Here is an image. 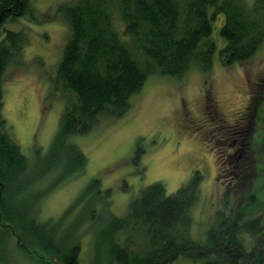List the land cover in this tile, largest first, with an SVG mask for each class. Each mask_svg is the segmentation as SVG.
Returning a JSON list of instances; mask_svg holds the SVG:
<instances>
[{
	"label": "trees",
	"instance_id": "1",
	"mask_svg": "<svg viewBox=\"0 0 264 264\" xmlns=\"http://www.w3.org/2000/svg\"><path fill=\"white\" fill-rule=\"evenodd\" d=\"M29 10L30 0H0V75L26 43L21 32L1 36L4 22ZM60 10L71 33L53 83L63 91L65 106L44 162L38 153L28 156L11 134L0 91L1 248L15 233L23 247L36 243L49 248L61 264H80L82 237L92 228L96 254L109 248L95 264H172L181 257L202 264H264V219L259 214L264 208V156L255 158L257 179L250 175V197L229 191L227 208L220 210L205 240L194 238L191 230L192 208L201 195L199 171L173 193L159 181L146 186L126 215L108 214L105 226L97 225L98 219L85 232L75 228L78 223L65 232L63 219H41L43 195L87 167L89 158L74 136L125 115L132 95L153 74L180 77L193 65L211 69L217 50L213 28L221 13L222 63L252 58L264 42V0H76ZM257 151L264 154L262 148ZM142 153L138 147L136 161ZM99 182L95 179L92 186Z\"/></svg>",
	"mask_w": 264,
	"mask_h": 264
},
{
	"label": "rangeland",
	"instance_id": "2",
	"mask_svg": "<svg viewBox=\"0 0 264 264\" xmlns=\"http://www.w3.org/2000/svg\"><path fill=\"white\" fill-rule=\"evenodd\" d=\"M75 1L30 0V10L8 18L1 33L21 32L26 38L21 53L0 75L3 114L22 149L32 157L38 153L43 162L49 157L65 106L63 91L53 83L70 36L60 7ZM224 20L221 13L214 23L212 35L217 50L211 69L193 65L180 77L153 74L132 95L131 108L125 115L107 118L91 131L73 137L89 158L87 167L43 195L42 220L60 223L63 219L65 232L67 226L77 223L75 228L85 232L98 219L101 221L97 225L105 226L110 221L108 214L126 215L132 200L146 186L159 181L173 193L199 171L203 176L201 195L192 208L191 230L194 238L206 239L208 230L218 221V210L228 205L222 198L223 185L233 183L226 157L218 156L230 137L226 129L232 130L234 123L242 129L247 126L252 109L255 134L260 136L264 126V42L249 60L223 64L220 51L226 41L220 30ZM217 126L224 127L216 130ZM138 147L143 153L136 161ZM219 170L225 172L217 177ZM95 179L100 182L92 186ZM245 181L239 185L234 182L236 189L245 188ZM229 201L234 203L233 199ZM90 231L82 237L80 264H95L108 254L107 246L96 254L95 233L92 228ZM4 240L0 264H61L49 248L36 243L21 246L15 233ZM172 264H202V260L181 257Z\"/></svg>",
	"mask_w": 264,
	"mask_h": 264
},
{
	"label": "flooded vegetation",
	"instance_id": "3",
	"mask_svg": "<svg viewBox=\"0 0 264 264\" xmlns=\"http://www.w3.org/2000/svg\"><path fill=\"white\" fill-rule=\"evenodd\" d=\"M250 98H254V97L251 96ZM249 108L247 107L246 109L249 110ZM254 113H255L254 109H252V115L249 118V124L247 126L243 125V129H242V125L240 124L235 125V123L232 127L233 128L232 130L226 129L228 131L227 135L230 136L229 137L230 140L229 139L227 140L228 142L225 143L226 145L223 149H219L218 156L226 157V161L229 165V168L227 169V171L228 173H230V176L233 179L232 180L233 183L229 185L228 183H226V185H223V192L225 191L224 193H222L223 201H224V198L228 195V193H230L229 191H231L232 193L230 194L234 196L242 195L246 198L250 197V196H246V192H247V189H250V190L252 189V181H250L249 184L246 183V189L245 188L241 189L239 187L238 189H236L234 182H237V180L240 182L245 181L247 178H250V175L251 176L256 175L254 164H255V158L258 157L257 150L261 148L264 149V145L262 143V141L264 140V135H262L263 133H259L260 136H258L257 134H255V131H253L256 127L255 121L253 119ZM223 127L224 126H220V127L217 126L216 130L223 129ZM221 150H224V151H221ZM250 156H251V161H250ZM262 156H264L263 153H262ZM223 172L225 171L219 170L217 173V177H219V175H221ZM260 177L263 179L261 187L264 190V167H262ZM254 178L257 179V177L255 176ZM236 184L239 185V183H236ZM219 212L220 210H218L217 216ZM259 214L264 219V208H262ZM56 260H59V259H56ZM69 260H71V258ZM45 264H49V263H45Z\"/></svg>",
	"mask_w": 264,
	"mask_h": 264
},
{
	"label": "water",
	"instance_id": "4",
	"mask_svg": "<svg viewBox=\"0 0 264 264\" xmlns=\"http://www.w3.org/2000/svg\"><path fill=\"white\" fill-rule=\"evenodd\" d=\"M35 264H45V263H40V262H38V263H35Z\"/></svg>",
	"mask_w": 264,
	"mask_h": 264
},
{
	"label": "bare ground",
	"instance_id": "5",
	"mask_svg": "<svg viewBox=\"0 0 264 264\" xmlns=\"http://www.w3.org/2000/svg\"><path fill=\"white\" fill-rule=\"evenodd\" d=\"M71 3V2H70ZM71 33V32H70ZM21 53V52H20ZM23 53V52H22ZM42 68V67H41Z\"/></svg>",
	"mask_w": 264,
	"mask_h": 264
}]
</instances>
